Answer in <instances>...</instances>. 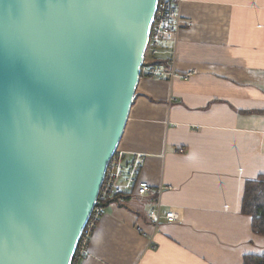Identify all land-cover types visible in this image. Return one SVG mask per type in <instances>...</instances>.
<instances>
[{"label":"crops","instance_id":"0c3cea01","mask_svg":"<svg viewBox=\"0 0 264 264\" xmlns=\"http://www.w3.org/2000/svg\"><path fill=\"white\" fill-rule=\"evenodd\" d=\"M181 28L140 73L118 148L142 154L151 189L105 207L75 264H243L264 236L239 211L247 180L264 175V0H183ZM159 199L175 221L153 229Z\"/></svg>","mask_w":264,"mask_h":264},{"label":"water","instance_id":"95a60500","mask_svg":"<svg viewBox=\"0 0 264 264\" xmlns=\"http://www.w3.org/2000/svg\"><path fill=\"white\" fill-rule=\"evenodd\" d=\"M157 0H0V264H71Z\"/></svg>","mask_w":264,"mask_h":264},{"label":"built area","instance_id":"2783aa9c","mask_svg":"<svg viewBox=\"0 0 264 264\" xmlns=\"http://www.w3.org/2000/svg\"><path fill=\"white\" fill-rule=\"evenodd\" d=\"M182 2L183 0H157L145 48L146 55L156 56L160 51L163 40L176 39L178 31L181 28L180 9ZM142 72L147 73L148 76L153 78H171L174 76L172 63L171 68L167 72L162 70L160 66L155 65L144 67L143 70L141 69ZM141 165L142 154L134 153L127 158L123 150L118 147L115 149L107 163L104 178L95 205L88 219L89 221L87 220L81 232L76 257L86 252L90 232L99 217L105 212L106 206L100 202L116 193L129 190L132 193L135 192L138 195H142L151 189L148 182L138 178ZM146 217L152 228L157 229L162 219L168 222L175 221L176 214L172 209L163 211L162 203L157 199L147 212Z\"/></svg>","mask_w":264,"mask_h":264},{"label":"trees","instance_id":"16d2710c","mask_svg":"<svg viewBox=\"0 0 264 264\" xmlns=\"http://www.w3.org/2000/svg\"><path fill=\"white\" fill-rule=\"evenodd\" d=\"M146 56V53H144V61L141 65L142 70L144 67L149 65L160 66L164 69L166 68V66L168 67L167 60H154L152 62H146ZM128 193L129 191H124L113 194L112 196L106 198L100 203L104 206H107L112 202H122L124 201ZM239 211L242 214H246L251 217L252 231L255 234L264 236V175L253 180L245 181L242 188L239 203ZM79 243L80 239L73 254L71 264H75L76 253ZM243 264H264V254H247L244 256Z\"/></svg>","mask_w":264,"mask_h":264},{"label":"bare ground","instance_id":"6f19581e","mask_svg":"<svg viewBox=\"0 0 264 264\" xmlns=\"http://www.w3.org/2000/svg\"><path fill=\"white\" fill-rule=\"evenodd\" d=\"M145 53V52H144Z\"/></svg>","mask_w":264,"mask_h":264}]
</instances>
